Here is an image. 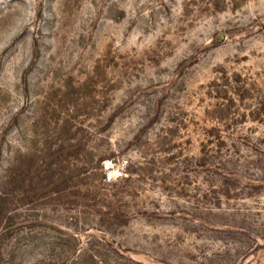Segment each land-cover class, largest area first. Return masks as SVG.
<instances>
[{
	"label": "rangeland",
	"instance_id": "1",
	"mask_svg": "<svg viewBox=\"0 0 264 264\" xmlns=\"http://www.w3.org/2000/svg\"><path fill=\"white\" fill-rule=\"evenodd\" d=\"M0 264H264V0H0Z\"/></svg>",
	"mask_w": 264,
	"mask_h": 264
}]
</instances>
